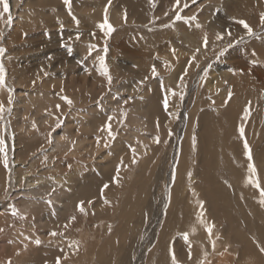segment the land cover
<instances>
[{"label": "rangeland", "instance_id": "rangeland-1", "mask_svg": "<svg viewBox=\"0 0 264 264\" xmlns=\"http://www.w3.org/2000/svg\"><path fill=\"white\" fill-rule=\"evenodd\" d=\"M61 1L65 12L59 15L55 0H27L25 7L29 6L31 12L21 21L11 24L17 30L14 37L7 35L11 31L9 28L0 33V47L5 49L0 55V64L9 77L7 85L15 90L20 86L37 90L42 88L41 79L45 75L57 76L59 87L51 83L47 89L57 91L72 101L69 112L82 115L79 112L81 108L95 106L96 113L89 117L91 125L93 120H104L105 114L99 103L109 92L116 94L114 99L123 97L116 104L122 115L116 128L111 130L114 138L109 136L110 142H106L107 149L115 147V154L106 157L107 165L101 166L97 165L96 159H86L72 152L75 142H71V147L64 153L48 151L45 158L34 164L30 174L47 179L60 176L71 180L72 186L73 182L75 185L79 182L78 188L75 186L76 205L83 201L85 212H68L70 224L61 217L56 218L59 226H47L51 233H56L48 238L50 241L43 242L38 234L36 237L43 244L30 245L21 241V246L10 252L13 246L7 239L8 233L17 221L25 229L26 225L22 223L34 218L33 213L28 217L20 216L22 218L13 220L0 232V254L8 251L10 255L19 254V264H57V258L60 264H71L70 255L62 256L64 248L55 240L68 232V237L75 238L80 247V257L73 258L75 264H173V255L176 264H201V260L210 264H264V252L260 251L264 247V204L261 203L264 151H259L264 148V24L261 23L264 0H179L178 3L177 0H70V6L64 0H58L59 4ZM120 4L124 7L120 13L117 11L120 20L115 24L108 15V22L115 30L105 36V30L98 27L105 20L104 10L107 7V13H110L112 5L122 7ZM100 10L104 13L98 19L95 15ZM10 12L0 17V28ZM177 13L185 19H176ZM190 17L195 18L187 19ZM239 20L246 21L254 35H247V29L237 23ZM217 33L222 35L221 40L216 39ZM205 35L208 39L206 48L203 45ZM81 44L90 45L92 50L78 54ZM105 47L108 49L106 54ZM221 49L225 51L218 57ZM93 50H102L103 53L100 52L89 63ZM101 55L105 56L111 83L106 78L103 83L91 80V71L100 63L98 57ZM153 66L156 76L151 73ZM174 70L176 85L169 84L171 98L163 97L159 101L162 115L168 113L167 106L173 101L172 124L162 127L155 116V125L148 132L153 133L158 141L148 144L137 139V144L143 149L130 160L132 150L125 149L119 129L123 126L136 129L126 120L133 104L124 98V90H115L116 85L129 83L131 76L143 75L145 78L140 89H144L155 77L169 76ZM213 71L216 78L224 76V72L228 74L218 84L216 78L211 77ZM16 79L22 83L20 86ZM208 80L214 83L208 85ZM76 84H82L83 88L77 90L75 93L79 95L73 97L70 93ZM86 85L93 86L91 91L85 90ZM160 87L159 83L155 84L159 93ZM15 97L13 95L14 102ZM11 102L12 97L2 101L0 139L2 131L8 133L5 125L8 126L14 117L10 112ZM69 114L56 119L54 127L64 125L67 115L69 120L76 117V114ZM241 127L243 137L239 131ZM95 132L97 130L91 129L89 134L93 136ZM50 140L51 137L44 136V146L50 147ZM245 141L256 169L254 177L249 171ZM3 147L4 152L0 153L2 172L6 168L4 159L9 151L5 142ZM120 148L125 152L119 153ZM34 151L35 148L22 154L17 162L27 163ZM116 156H120L124 163V169L118 176L116 168L110 166ZM177 167L188 178L194 177L193 181L190 178L193 185L190 189L196 200L192 203L198 214L206 215L205 220H189L190 223L183 224L185 216L192 219L194 209L186 206L180 211L172 202L171 187ZM121 174L123 177L120 178ZM105 184L108 187L103 189V194L101 189ZM17 187L22 188L23 183ZM11 188L15 187L0 190V201L11 196ZM107 194H112L113 198L106 206L101 200ZM200 201H203L202 206ZM17 203L23 205L22 201ZM73 216L75 219L71 220ZM209 225L212 226L211 232L207 230ZM184 229L186 234L202 244L201 248L197 245L195 251L197 257H194L198 261L188 258L190 249L177 236ZM42 230L35 226L33 232L36 235ZM188 244L192 248V242ZM222 252L226 257L218 258ZM8 259L9 256L6 261L15 264ZM1 262L4 264L3 260Z\"/></svg>", "mask_w": 264, "mask_h": 264}, {"label": "bare ground", "instance_id": "bare-ground-1", "mask_svg": "<svg viewBox=\"0 0 264 264\" xmlns=\"http://www.w3.org/2000/svg\"><path fill=\"white\" fill-rule=\"evenodd\" d=\"M143 1L145 2V0ZM8 2L11 6L10 15L13 18L11 24H14V23L16 24L17 21H21L28 15L29 12H31L29 6L25 7V4H26L25 2H27V0H8ZM56 2H58V0H55L54 6H57V10L59 11V13L57 12V14L60 15L63 11L65 12V9H64L65 6L63 5L62 1L60 2L62 4H59V2L58 3ZM137 2H140V1L137 0ZM115 5H112L113 8L111 7L109 11L110 13H107V17L108 15H111L110 17L112 18L111 20L113 21L114 19L113 22H115V24H118V20H120L118 18L120 17H118L117 14L118 12L120 13V9L124 7H123V4H120L122 5V7L121 6L118 7ZM24 8H28V9L24 10ZM130 8L132 7H129V9ZM102 13H104L103 10H100L98 11L96 15L95 14L94 15L96 18L101 19ZM121 18H122V15H121ZM11 24H8L6 21L3 24H1L2 27L0 28V33L6 32V29L9 28L11 31H8L7 35L9 36L12 35L14 37V35L17 33V30L11 27ZM37 37H38V34H37ZM90 48H91L90 45L81 44L80 49H79L80 52L78 54L83 55L84 53H87L89 50H92ZM100 52L103 53L102 50H93V55L89 57L88 62L90 63L91 61H93V59L96 56L101 54ZM99 66H100V63H97L95 66V69L91 71V74H90L91 80L92 81L100 80L99 82L103 83L105 81L104 79L105 77L101 76L100 73L98 72L97 69L99 68ZM139 70H143V69H139ZM87 72H89V70H87ZM175 73L176 71L174 70L169 76L155 77L153 81L150 82L148 86L144 89H140V85L145 77H143V75H138V74H137L138 76H131V80L129 79L130 80L129 83L126 82L127 84H117L116 85L115 90L116 91L124 90L126 93V97L124 98L126 100H129L133 104V107L126 114L127 116L126 120L127 122H131L132 124H134L136 129H133V128L128 129V127L125 128L124 126L123 128L119 129V136L121 140L124 139L123 141L126 146L125 149L132 150L130 160H132V158L134 159V157L137 156L138 153L142 152L143 147L137 144L136 142L137 139H139L140 141L144 143L147 142L148 144H154L158 141L157 137L153 133H151L150 131L148 132V130L152 126L155 125V123H153V121L156 120V119L153 120L155 116H157L158 124H160L162 127L163 125L170 126L172 124L173 114H174L173 106H175L173 101L169 102V105L167 106L168 113L166 115L164 114L162 115V112H160L162 110H160L159 101H160V98H163V97L171 98V94L169 92V84L172 83L173 85H176ZM224 73H225L224 76H219V78H216L217 75L213 71L211 77L216 78L215 82L220 84L223 81V79H225V76L228 74V72H224ZM60 79L62 82V78ZM57 80H58L57 76L45 75L41 79L42 88L34 90L28 87L26 88V87L20 86V84L22 83L16 79V84L20 86V88L15 90L14 88L7 85L9 81V77L5 75V83L3 86H0V105H2V101L4 102V99L6 97H10V98L12 97V102H11L12 106L10 108V112L13 113L14 115L12 122L10 121L11 123L8 126L4 124L8 128V131H7L8 133L6 134V132L4 131L1 132L2 139L7 145V148L9 149V151H7L8 153L6 156L8 157L7 167L4 169L3 172L0 170V190L6 187H9V188L15 187V188H11L12 194L10 197H8L4 201H0V228L3 229L5 226H9L13 220L19 219L20 216L25 217L29 215V213L34 214V218L32 221L27 220L26 222L22 223L23 225H26L25 229L21 228L22 226L20 225V221H17L18 223L16 224V226L10 231V233H8L7 239L12 243L11 246H13V250L10 249V252L14 251L17 248V246H21L20 245L21 241H23V243L24 241L28 242V244L30 245L35 244V240L37 239L36 236L38 234L40 235V238H41L40 240H42L43 242L47 240L50 241V239L48 238L52 235H51L50 230L47 229L48 228L47 226H49L50 224L58 225V221L56 220V218H60V217L62 219H65L66 224H70V221H69L70 217H68V212H76L78 210L77 205H76V200H77L76 189L78 188L77 184L79 182H77L76 185L73 182V186H72L71 180L63 179L60 176L47 179V178H44L42 175H40L39 177L35 175H31L30 174L31 168L34 166V164L41 161L42 158H45L49 152H55V151L57 153L66 152L67 149L71 147L70 145L71 142L73 143L75 142V144L72 147V152L76 154H80L82 157H85L86 159H96L98 162L97 165H101V166L107 165L106 164L107 162L105 163L106 157L111 155V153L112 154L114 153L115 147H113V149H107V147H105V143L110 142L109 139H107L109 138V134H108V128L106 127V125H110L111 130L116 128L117 123L121 119V115H122V110L118 108L116 104L121 102L123 100V97H118L117 99H114L113 97L116 94L113 93V91L109 92L106 95V97L102 99L99 103L101 105L102 112L105 114L104 120H100V119L93 120L94 122L91 125V122L89 121V117L93 116L96 113L95 106L89 107V108L86 107L87 109L81 108L79 112L82 113V115L72 113V111L69 112L72 109L71 108L72 105H69L67 102L61 99L63 95L57 91L54 92V90L49 91L47 89V87L50 86L51 83H55L56 85H58L60 82ZM92 83L94 84V82ZM157 83L161 85L160 93L157 92L155 89V84ZM213 83L214 81H211V80L207 81L208 85H212ZM60 85L62 86V83ZM81 85L76 84V87H74V89L72 88L74 91L71 92L70 95L72 94L73 97L79 95V94H76L75 92L82 87ZM72 86L73 84L70 85V87ZM91 87L93 86H87L85 87V90L91 91L90 90L92 89ZM13 95L16 96L15 99L17 98L15 102L13 100ZM170 104H173V105H170ZM57 105L60 106L59 110H57V107H56ZM65 113L67 114L70 113L69 115L76 114V117L72 120H69L68 119L69 116L67 115L64 125H62L61 127H54L55 120L60 118V116ZM9 115L7 117H9ZM110 117L111 119H109ZM33 122L37 126L36 129H33L32 127ZM45 128H47V130H45ZM93 128L95 129V131L97 130V133L95 132V135L92 136L89 133L91 132V129L92 131L94 130ZM46 135L51 137L50 147L44 146V136ZM115 144L117 145V142H115ZM33 148H35V151L33 152L34 155L33 154L30 155L31 158L29 157L30 159L27 161V163L23 164V163L17 162V159L19 156H22V154L24 153L30 152ZM262 150L264 151V148H262L259 151H262ZM122 151L123 149L121 148L118 150L119 153H121ZM113 157H111L110 159L112 160ZM107 160L109 161L108 158ZM111 160L108 163H111ZM113 161L114 162L110 166H114L117 170V166L119 165L120 166L119 172H121L122 169H124L123 160L120 158V156H116V158ZM180 170L181 169H179L178 167L177 169H175L173 186L171 187V192H172L171 194H173L172 202L173 204H175L176 208H180V211L186 206H188V209L189 207H192L194 209V213L192 214V219H189L187 218L188 216H185L183 224H185L186 222L190 223L189 220H191V222H195V221L198 222V221L205 220L206 215L198 214L196 206H193L194 204L192 203V202H196V200H194L195 195L190 189V188H193L191 180L193 181L194 177L191 176L190 177L191 180H190V178H188L187 175L183 174ZM132 175L133 173H130V176ZM121 177H123V174L120 175V178ZM19 183H23L22 188L17 187ZM75 186H77V188H75ZM220 191L222 192L223 190L220 189ZM0 198H2V195H0ZM112 198H113L112 194H107L105 195V198L101 200V203H103V205L106 204L107 206V204L112 202ZM17 201H22L23 205L19 206ZM105 201H107V203ZM10 206L15 207V209L18 212V215L16 216L11 215ZM134 207H135V204H134ZM62 219L60 221H63ZM189 225L190 224H188V226ZM35 226L41 227V229H43L36 235L33 232V229ZM186 229H184V231H182L177 236L179 237L180 242H183L185 244V247L190 249L189 251L186 250L188 258L190 260L192 259V261H198V259L196 258L197 255L195 251H197L196 249L197 245H199V247L201 248L202 244L200 241L198 244L197 241L193 237L186 234L185 233ZM205 229L206 227H204V230ZM185 234L187 235V239H185ZM207 234H208V231H207ZM68 236H69V233L65 232V233H62V235H59V237L56 238L55 240L58 243L57 245H60L62 248H64L65 253H63L62 256H64L65 254H69L71 258L70 263L75 264L76 261H74L73 258L80 257V252H79L80 247L78 245V242L75 240V238L73 237L69 238ZM191 242H192V248L190 244H188ZM53 243H55V241ZM8 252H6L5 254L4 253L0 254V256L2 255L0 260H3L4 264L5 262L6 264H8V262L6 261V258L9 256L8 260L11 259L13 260L12 262H14L15 264H19V261H18L19 254L14 253V255H10L8 254ZM219 257L221 258V257H226V256L223 254V255H219L218 258ZM201 262H202L201 264H203L204 262H205L204 264H206L207 260H201ZM207 264H210V263H207Z\"/></svg>", "mask_w": 264, "mask_h": 264}, {"label": "snow or ice", "instance_id": "snow-or-ice-1", "mask_svg": "<svg viewBox=\"0 0 264 264\" xmlns=\"http://www.w3.org/2000/svg\"><path fill=\"white\" fill-rule=\"evenodd\" d=\"M178 2H179V0H177V3ZM64 3L66 5L70 6V0H64ZM0 5H2V11H0V17L4 16V14L10 12V6H9L8 0H0ZM194 18L195 17H190V18H187V19H194ZM12 19H13L12 16L9 14L7 16V21L6 22L8 24H11ZM176 19H185V18L181 17L180 14L177 13L176 14ZM237 23L241 24L245 29H247V35H249V36L254 35V32H253L252 28L249 27V25L246 23V21L239 20V21H237ZM261 23L264 24V13H261ZM98 27L101 28L102 30H105V36L109 35L111 32H113L115 30L114 27L108 22V19H107V7L105 9V20H104V22L102 24H99ZM229 35H230V33H229ZM77 39H79V34H77ZM216 39L217 40H221L222 39V35L220 33H217ZM207 44H208V39H207V36L205 35L204 38H203V45H204L205 48L207 47ZM92 47H94V46H92ZM229 47H231V45H229ZM69 51H71V49H69ZM107 51H108V49H107V47H105V49H104L105 54L107 53ZM197 51H199V49H197ZM224 51H225V49H221V52L217 54L218 57H219V55H222ZM4 52H5V49L0 47V55H2ZM173 53H175V49H173ZM98 59H99V62H100V66L97 69L98 72L100 73L101 76H104L108 80L109 83H111L112 77L109 74V69H108V67H107V65L105 63V56L101 55V56L98 57ZM193 59H195L194 56H193ZM191 62L192 61L190 60L189 63L191 64ZM206 71H207V69H205V72ZM230 71H231V69H230ZM186 72H187V69H185V73ZM151 73H152V76H156L157 75L155 66L152 67ZM181 79H183V77H181ZM4 83H5V70H4L3 65L0 64V86H3ZM229 96H231V92H229ZM61 99L64 100L65 102H67L69 105L72 104V101L66 96H62ZM165 106H167V100H165ZM56 107H57V110H59L60 106L57 105ZM2 111H3V106L0 105V112H2ZM247 112H248V110L246 108L245 109V115H247ZM109 119H111V117ZM57 126H59V125H57ZM32 127H33V129H36V127H37L34 122L32 124ZM106 127L109 130L108 131L109 136H113V138H114V134L111 132V126L110 125H106ZM239 131L241 133V136L243 137V134H244L243 127H241L239 129ZM98 143H99V141H98ZM193 143H195V140H193ZM3 144H4L3 139H0V153L4 152ZM105 147H108L107 143H105ZM244 148H245V155L248 157V160H249V165H248L249 171L251 172L252 176L254 177L256 175V169H255V166L251 162L252 161V157H251V153H250V150L248 148V144H247L246 141L244 143ZM133 163H135V160L133 161ZM4 164H5V167H7V158H6V156H5V159H4ZM119 167L120 166L118 165L117 166V176L119 174ZM113 179L115 180L116 177H114ZM250 182H251V180H250ZM256 186L259 187L258 184ZM107 187H108V185L105 184L103 186V188L101 189V193H103V189H105ZM105 202L107 203V201H105ZM49 203H50V201H49ZM88 203L91 204V201H89ZM199 203L201 204V206L203 205V201H200ZM261 203L264 204V192H262ZM83 205H84L83 201H81V202H79L77 204V209L81 213L85 212V208H84ZM10 212H11V215H13V216L18 215V212H17V210L15 209L14 206H10ZM74 219H75L74 216L71 217V220H74ZM211 227H212L211 225L208 226V231L209 232H211ZM2 231H3V229L0 228V232H2ZM51 235H56V233H51ZM185 239H187V235L186 234H185ZM35 243L37 245L40 244V240L36 239ZM260 251L264 252V247H261ZM172 259H173V264H176V260H175V256L174 255H173ZM8 264H11V262L9 261ZM57 264H60L59 258H57Z\"/></svg>", "mask_w": 264, "mask_h": 264}]
</instances>
